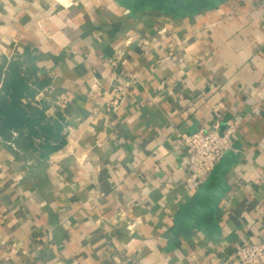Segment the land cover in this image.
<instances>
[{"label": "crops", "instance_id": "0c3cea01", "mask_svg": "<svg viewBox=\"0 0 264 264\" xmlns=\"http://www.w3.org/2000/svg\"><path fill=\"white\" fill-rule=\"evenodd\" d=\"M25 60L63 139L0 134V264H239L264 235V0H0V87ZM215 115L238 151L199 179L181 133Z\"/></svg>", "mask_w": 264, "mask_h": 264}, {"label": "trees", "instance_id": "16d2710c", "mask_svg": "<svg viewBox=\"0 0 264 264\" xmlns=\"http://www.w3.org/2000/svg\"><path fill=\"white\" fill-rule=\"evenodd\" d=\"M34 65L22 66L13 62L4 71L5 75L0 87V134L9 137L12 132L27 140L28 147L33 146L34 139H40L36 145L40 153H46L58 145L51 144V139H60L61 125L53 122L52 116H46L45 107L31 104L36 87H40L44 80L35 76Z\"/></svg>", "mask_w": 264, "mask_h": 264}, {"label": "built area", "instance_id": "2783aa9c", "mask_svg": "<svg viewBox=\"0 0 264 264\" xmlns=\"http://www.w3.org/2000/svg\"><path fill=\"white\" fill-rule=\"evenodd\" d=\"M215 116L208 125L181 133V144L187 150L188 168L199 179H204L227 153L238 151L232 140L234 124L221 130L219 118ZM232 256L239 264H264V235L254 242L243 243ZM123 264L139 263L128 259Z\"/></svg>", "mask_w": 264, "mask_h": 264}, {"label": "rangeland", "instance_id": "374dc122", "mask_svg": "<svg viewBox=\"0 0 264 264\" xmlns=\"http://www.w3.org/2000/svg\"><path fill=\"white\" fill-rule=\"evenodd\" d=\"M29 62V60H27V62H26V60H25V62H24V66L26 67V66H29L30 65V63H28ZM41 102V103H40ZM47 102V101H46ZM30 103L31 104H35V105H38L39 107H41V106H43V102L41 101V100H38V101H36L34 98H32L31 100H30ZM45 103V102H44ZM46 109V108H45ZM45 109H44V113H45V115L46 116H51L52 114H50L51 112H50V110H47V111H45ZM15 136L17 137L18 135H17V133H15ZM21 139H22V137H21ZM25 143H27V140H23ZM39 141H40V139H39ZM38 142H36V144H37ZM33 146H36V145H34L33 144Z\"/></svg>", "mask_w": 264, "mask_h": 264}, {"label": "water", "instance_id": "95a60500", "mask_svg": "<svg viewBox=\"0 0 264 264\" xmlns=\"http://www.w3.org/2000/svg\"><path fill=\"white\" fill-rule=\"evenodd\" d=\"M222 159H223V158H222ZM222 159H221V160H222ZM221 160H220V161H221ZM220 161H219V162H220ZM219 162H218V163H219Z\"/></svg>", "mask_w": 264, "mask_h": 264}]
</instances>
